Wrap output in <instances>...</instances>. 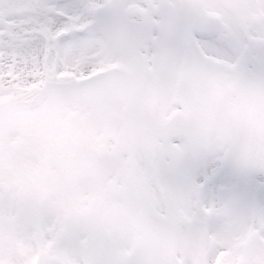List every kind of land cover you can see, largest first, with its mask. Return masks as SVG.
I'll return each instance as SVG.
<instances>
[{"label":"snow or ice","instance_id":"1","mask_svg":"<svg viewBox=\"0 0 264 264\" xmlns=\"http://www.w3.org/2000/svg\"><path fill=\"white\" fill-rule=\"evenodd\" d=\"M0 264H264V0H0Z\"/></svg>","mask_w":264,"mask_h":264}]
</instances>
